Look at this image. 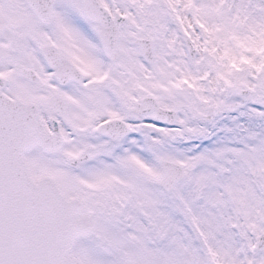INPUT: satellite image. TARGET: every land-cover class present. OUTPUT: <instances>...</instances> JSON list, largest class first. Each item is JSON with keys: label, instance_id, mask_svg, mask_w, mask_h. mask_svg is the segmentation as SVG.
I'll list each match as a JSON object with an SVG mask.
<instances>
[{"label": "snow or ice", "instance_id": "1", "mask_svg": "<svg viewBox=\"0 0 264 264\" xmlns=\"http://www.w3.org/2000/svg\"><path fill=\"white\" fill-rule=\"evenodd\" d=\"M0 264H264V0H0Z\"/></svg>", "mask_w": 264, "mask_h": 264}]
</instances>
